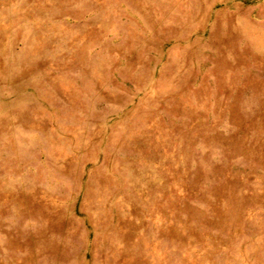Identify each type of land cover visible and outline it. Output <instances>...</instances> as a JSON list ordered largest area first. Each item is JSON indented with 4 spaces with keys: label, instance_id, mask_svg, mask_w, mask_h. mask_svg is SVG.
<instances>
[{
    "label": "rangeland",
    "instance_id": "rangeland-1",
    "mask_svg": "<svg viewBox=\"0 0 264 264\" xmlns=\"http://www.w3.org/2000/svg\"><path fill=\"white\" fill-rule=\"evenodd\" d=\"M0 264H264V0H0Z\"/></svg>",
    "mask_w": 264,
    "mask_h": 264
}]
</instances>
